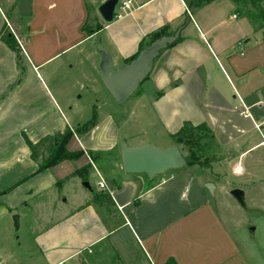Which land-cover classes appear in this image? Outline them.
Returning a JSON list of instances; mask_svg holds the SVG:
<instances>
[{
	"label": "crops",
	"instance_id": "crops-1",
	"mask_svg": "<svg viewBox=\"0 0 264 264\" xmlns=\"http://www.w3.org/2000/svg\"><path fill=\"white\" fill-rule=\"evenodd\" d=\"M105 1L30 0L29 15H22L21 0H0V190L23 180L0 195V216L26 210L37 197L53 207L63 197L73 203L42 233L47 255L61 252L45 264L86 253L105 256L107 264H264L250 247L249 226L233 225L215 205L233 204L231 190L242 189L246 204L261 207L264 246V17L253 18L233 0H211L186 23L190 0H132L106 23L98 12ZM164 26L172 33L182 27L180 39L156 58L153 90L139 85L128 117L140 110L170 138L159 144L132 126L123 133L108 112L67 142L69 150L85 151L81 157L36 172L24 136L37 145L86 123L77 93L88 86L91 94L100 91V51L118 70L145 36ZM7 35L21 45L20 64ZM255 122H263L260 130ZM185 123L211 130L218 157L209 167L184 166L153 178L125 171L123 142L168 148ZM94 175L106 189L83 185ZM9 259L34 264L32 256Z\"/></svg>",
	"mask_w": 264,
	"mask_h": 264
},
{
	"label": "rangeland",
	"instance_id": "rangeland-1",
	"mask_svg": "<svg viewBox=\"0 0 264 264\" xmlns=\"http://www.w3.org/2000/svg\"><path fill=\"white\" fill-rule=\"evenodd\" d=\"M191 1V0H190ZM225 1V0H224ZM223 2V0H220ZM239 8H242L244 5H247L250 9L248 11L249 15L255 17L258 15L262 17L264 12L260 10V8L264 9V1H256L253 2L251 0H240L237 2ZM117 12H122L120 9ZM14 15H11V20L14 21ZM13 17V18H12ZM264 17V16H263ZM14 25V24H13ZM141 88L145 89L149 94L153 90V80L149 77L145 79L141 83ZM90 87L85 88L84 90L78 91L77 95H82V98L76 100L77 102V111L79 112V116L81 120L84 122H88L96 116L97 118H101L108 112L115 113L116 119L121 126V130L124 133L126 129L130 126L134 127V132H144L145 137L153 139L157 143H164L170 137L165 135L164 131L161 132L160 127L157 123L147 114L140 112L137 110L136 116L131 117L129 119V100L133 99L135 95L139 92L138 89L129 97L128 100L123 102L122 104L115 103L112 99L109 92L101 85L100 91H96V93L91 94L89 90ZM74 95V94H73ZM78 97V96H77ZM110 99V100H108ZM121 111V112H120ZM126 123V126H124ZM128 141V140H127ZM130 141V140H129ZM50 146V141L39 143L35 146V151L37 153V162L40 163L49 154L48 148ZM211 146V147H210ZM207 155L210 157L213 153L217 152V149L210 141V144L207 146ZM214 151V152H213ZM200 167H197L196 170L199 171ZM98 177L96 175L90 177L89 184L94 190H98L97 186ZM83 185H85L83 183ZM11 187V186H10ZM87 189V187L85 185ZM9 188V187H7ZM5 188V189H7ZM1 191V190H0ZM226 199L225 196H223ZM57 200L56 205L58 207H53L50 202L43 199V197H37L30 202H28V207L23 209V207L15 208L16 212L4 214L0 216V264H11L10 256L11 254H17L21 257H30L32 256V260L34 264H45L46 262L53 263L54 260L59 258L61 252L54 251L55 255H47L45 246L41 243L42 233L46 232L47 225L51 223L55 218L63 212L62 208L68 210L73 203H68ZM223 202H215V205L221 212H227V216L232 217L233 225L244 223L248 225V229L246 230L249 238L252 240L250 247L253 248L254 252H259L261 256H264V246L260 243V230H261V207L258 204L248 203L244 201V204H241L238 200L233 204L226 200H222ZM264 206V204H261ZM69 206V207H68ZM62 209V210H61ZM14 215H21V220L19 219V228L15 226V222L13 219ZM229 217V218H230ZM259 226L258 234L252 233L250 229L255 227V225ZM41 247L40 251L38 247ZM53 253V252H52ZM42 254L45 255L42 257ZM104 256V255H103ZM263 258V257H262ZM24 259V258H23ZM23 263V262H22ZM65 264H107L105 260V256L103 258H95V254L86 253L85 255H81L76 261L75 258H69L65 261Z\"/></svg>",
	"mask_w": 264,
	"mask_h": 264
},
{
	"label": "water",
	"instance_id": "water-1",
	"mask_svg": "<svg viewBox=\"0 0 264 264\" xmlns=\"http://www.w3.org/2000/svg\"><path fill=\"white\" fill-rule=\"evenodd\" d=\"M117 3L118 0H106L99 6L98 12L106 23L113 21ZM19 9L22 15H29L31 11L30 0H21ZM194 11L195 6L188 9L186 23L191 20V14ZM181 30L182 27H179L171 35L162 36L151 42L134 59L118 70L110 69L112 60L110 55L104 50L100 51L99 69L102 83L116 103L122 104L138 89L139 85L151 73L156 58L160 56L163 50L178 40ZM122 156L126 172L145 173L149 178H153L156 175L186 166L189 151L185 148L183 139L178 137L176 143L168 148H162L153 143L132 146L123 142ZM84 184L89 186L88 182ZM211 187V185L208 186V188ZM231 194L241 204H244V191L242 189L234 188L231 190ZM13 219L15 226L19 228V216L14 215Z\"/></svg>",
	"mask_w": 264,
	"mask_h": 264
},
{
	"label": "trees",
	"instance_id": "trees-1",
	"mask_svg": "<svg viewBox=\"0 0 264 264\" xmlns=\"http://www.w3.org/2000/svg\"><path fill=\"white\" fill-rule=\"evenodd\" d=\"M210 1L211 0H191L189 2V8L191 6H195V8H196L202 4L210 2ZM233 1L235 3H237L240 0H233ZM251 1L256 2V1H264V0H251ZM247 8H248V10L250 9L247 5H244L242 8H240V10L243 11ZM260 10L262 12H264V9L260 8ZM255 16H256V19L261 18L258 15H255ZM263 16H264V14L262 15V17ZM253 18H255V17H253ZM101 28H102L101 25L97 26V30H100ZM171 34H172V31L167 26L161 27L160 29L151 32L150 34H148L147 36H145L142 39V41L140 42V45H139L138 52L134 56L128 58L126 60V63H128L132 59H134L138 55V53L142 49L147 47L151 42L161 38L162 36H167V35H171ZM17 35L20 36L18 33H17ZM5 39H6L7 43L9 44V46L14 51L17 52L18 62L20 64V62H21V56H20L21 45H20V43L16 40V38L13 35H10V36L7 35L5 37ZM176 42H174L173 44H175ZM173 44H171V45H173ZM95 123H96V116H94V118L92 120L77 126L74 130H71L68 128L64 134L58 135L56 137H47V138L42 139L40 141L41 143L44 141H50V146L48 148L49 154L46 157V159H44L42 162L39 163V167H38L36 172L43 171L44 169H47V168H49V167H51V166H53V165H55L61 161L76 160L79 157H81L85 151H82V150L71 151L66 147L67 142L69 141V139L71 138V136L74 133H79V134L84 133L87 130H89L91 127H93L95 125ZM24 137H25V141L27 142V144L30 146V148L32 150L33 158L37 159V153L35 151L36 145L33 144L26 136H24ZM176 137H181L183 139V144H184L185 148L189 151V156L187 158V162H186L185 167H191V166L209 167L217 159V157H218L217 152L213 153L212 156H210V157L207 155L208 153H207L206 145L208 146L210 144V141L212 143H214V137H213L211 130L205 124H200V125L194 126L191 123H185L183 125L182 129L176 135ZM56 140H59L58 143H56ZM88 153L90 155V152H88ZM22 181L23 180L17 182L16 184L12 185L11 187H9L3 191H0V195L9 192L11 189L16 187Z\"/></svg>",
	"mask_w": 264,
	"mask_h": 264
},
{
	"label": "built area",
	"instance_id": "built-area-1",
	"mask_svg": "<svg viewBox=\"0 0 264 264\" xmlns=\"http://www.w3.org/2000/svg\"><path fill=\"white\" fill-rule=\"evenodd\" d=\"M132 5V0H118V3L116 5V12L120 9L122 12H126L127 10H129L131 8ZM236 17V15H234V18ZM263 126V122H255V127L257 129L260 130V128ZM98 185L100 188L102 189H106L107 188V184L105 183V181L103 179H101L100 181H98ZM58 264H65V262H60Z\"/></svg>",
	"mask_w": 264,
	"mask_h": 264
}]
</instances>
